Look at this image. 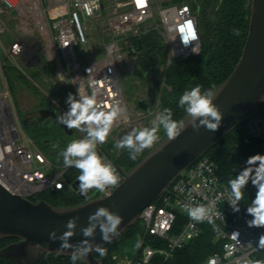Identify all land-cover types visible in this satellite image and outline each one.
<instances>
[{
  "label": "built area",
  "instance_id": "obj_1",
  "mask_svg": "<svg viewBox=\"0 0 264 264\" xmlns=\"http://www.w3.org/2000/svg\"><path fill=\"white\" fill-rule=\"evenodd\" d=\"M0 3V17L14 20L18 29L17 37L5 49L2 35L7 27L0 18V51L5 57L0 58V185L11 195L30 201L47 191L72 189L67 178L72 168L52 164L25 132L3 74L6 62L24 72L23 67L36 64L40 57L39 64L55 65L57 79L68 83L77 98L80 87L87 95L95 90L97 101L105 110L118 103L125 112L114 121L111 137L133 122L121 77L133 71L136 59L131 56L140 55L143 37L150 33L161 37L167 50L168 67L201 52L194 0H0ZM189 25L197 38L185 46L180 34ZM73 130L81 138L86 135ZM251 137L264 140V118L251 119L245 142L249 143ZM97 151L115 166L121 183L126 173L117 167L102 145H98ZM117 187H110L104 193L94 190L89 199L110 197ZM228 194L229 189L221 182L213 161L204 156L193 161L158 200L142 211L139 221L145 235L133 264H159V258L169 260L176 250L200 237V223L211 227L215 240L221 245V250L204 264L258 261L264 249L256 247L259 237L255 227L248 226L250 218L241 204L240 211L233 212L227 203ZM189 203L212 205L220 215L214 216L211 222H194L185 210ZM178 212L185 214L188 220L174 233ZM233 233H238V237L234 238Z\"/></svg>",
  "mask_w": 264,
  "mask_h": 264
},
{
  "label": "trees",
  "instance_id": "obj_2",
  "mask_svg": "<svg viewBox=\"0 0 264 264\" xmlns=\"http://www.w3.org/2000/svg\"><path fill=\"white\" fill-rule=\"evenodd\" d=\"M251 1L194 0L193 5L199 20L201 34V52L186 61H179L167 68L165 67L167 75L162 93L157 87L161 111L164 108L171 109L173 119L184 120L187 114L178 104L179 98L184 91L190 90L197 85L201 86L202 90L208 89L213 85L217 89L229 78L242 56L248 38ZM166 63L167 50L162 43L161 37L157 33H150L143 37L135 74L145 78L147 84L149 80V85H152L154 84L153 79L160 68L166 66ZM10 66V63L4 65L3 71L9 87L15 91L17 88L16 81L23 80V76L16 73ZM45 108L47 107L41 109ZM254 117L264 118V103L258 106L247 119L237 123L203 155L216 164L219 178L228 189V181L239 174V171L245 167L249 157L256 154L264 155L263 139L251 137L249 143L245 142L249 123ZM20 118L23 121L25 115H20ZM24 130H26L27 135L35 142L46 158L58 167H63V160L59 155L60 152L66 148L68 143L81 138L77 132H75L74 136L67 135L63 128L56 125L51 119L43 122H38L34 119L30 121ZM164 137L166 138L167 136L165 135ZM102 148L109 152L108 150H111L113 145L110 142H106L102 145ZM149 152V150L143 151L135 160H132L129 157V150L124 149L120 157L116 158L115 163L120 170L128 173ZM78 175L79 171L72 168L67 177L69 183L73 184ZM254 189L255 187L251 184V181L244 189L245 197L240 204L246 215H248L247 207L254 199ZM31 200L35 203L45 201L58 208L73 207L85 202L70 188L62 191H47ZM249 218L252 219L251 216ZM187 220L185 214L178 212L174 233L180 231L187 223ZM199 225L202 230L200 237L176 250L173 257L169 260L165 261L163 258H159V264H204L211 255L219 252L221 245L215 240L211 227L206 223H200ZM255 233L260 237L261 234H264V228L255 227ZM144 235L145 230L141 221H138L117 241L104 246L107 249L105 256L101 257L95 253V257L101 260L103 264H116L114 256L120 248L132 239L137 240L138 244L141 245ZM14 241L0 240V250ZM160 245L165 247L164 242H161ZM258 261L260 264H264V251L258 255ZM0 264L15 263L0 257ZM37 264H72V261L71 257L45 255ZM77 264L85 263L81 260L77 261Z\"/></svg>",
  "mask_w": 264,
  "mask_h": 264
},
{
  "label": "water",
  "instance_id": "obj_3",
  "mask_svg": "<svg viewBox=\"0 0 264 264\" xmlns=\"http://www.w3.org/2000/svg\"><path fill=\"white\" fill-rule=\"evenodd\" d=\"M40 61L38 57L36 64L27 67L33 68ZM216 90L219 93L214 103L223 113L218 130L208 131L201 127L196 131L188 123L190 118L186 117V129L182 134L171 142L167 137L164 138L135 168L126 173L110 197L89 199L94 190H90L86 196L80 194L77 180L72 184V189L85 202L58 208L45 201L35 203L13 196L0 185V240H15L0 250V257L15 264H37L45 255L71 257L72 250L61 249V241L50 240L49 233L56 231L57 236L61 235L67 230V221L74 217L78 218L77 227L70 243L90 239L94 244L104 247L117 241L138 223L142 211L158 200L189 164L203 156L237 123L251 116L264 103L261 99L264 97V0L251 1L249 34L242 56L229 78ZM157 95V87L149 86L147 99L139 103V108L143 111L153 108ZM58 117L56 109H41L27 113L22 123L27 127L34 119L38 122L51 119L67 135L74 136V130L60 124ZM101 206L122 217L118 235L110 243L101 239L99 228L93 238H86L81 232L82 228L88 226L89 215ZM37 244L39 248L34 247ZM83 262L103 264L95 257V252L90 253Z\"/></svg>",
  "mask_w": 264,
  "mask_h": 264
},
{
  "label": "clouds",
  "instance_id": "obj_4",
  "mask_svg": "<svg viewBox=\"0 0 264 264\" xmlns=\"http://www.w3.org/2000/svg\"><path fill=\"white\" fill-rule=\"evenodd\" d=\"M180 37L185 46L197 38L192 26L181 32ZM92 83L94 84V82ZM218 93L215 85L205 90L197 85L184 91L180 96L178 104L190 118L188 123L194 130L199 131L201 127H204L208 131H216L220 127L223 113L214 103ZM261 99L264 100V97ZM66 103L69 106L68 110L57 118L58 122L70 130L77 129L86 133L82 138L68 143L59 154L65 169L75 168L79 171L76 179L79 181L80 194L86 196L90 190L104 193L110 187L119 186L121 178L117 169L98 153L97 148L98 145L106 143L114 121L125 112V108L117 103L110 110H105V107L97 101L95 90L91 95H87L81 92L80 87L78 98L77 95L69 93ZM185 129V121L173 119L172 110L164 108L155 114L150 127L133 128L117 141L115 146L118 149H128L130 159L135 160L145 149L151 148L159 141L158 133L161 130L171 142L177 139ZM249 181L257 191L255 198L247 207V214L252 217L247 221V224L249 227L264 228V155L256 154L249 157L239 174L228 181L229 199L227 203L233 212L240 211L239 205L244 200V189ZM185 210L189 219L198 223L211 222L214 216L220 215V212L212 205L189 203L185 205ZM101 218L103 219L101 220ZM77 219L76 217L69 219L65 225L67 230L59 236L56 231L50 232L49 239L53 241L59 239L61 249L72 250V264L87 259L92 252L101 257L105 256L107 249L101 244H94L90 239H84L76 244L70 243V239L75 235ZM88 221V226L81 229L82 235L86 238H93L99 228L101 239L110 243L118 235L122 217L109 208L101 206L89 215ZM97 221H99L98 224ZM238 235V233H233L234 238H237ZM34 247L39 248L40 245L37 244ZM256 247L264 249V234L260 235ZM248 264H260V262L249 261Z\"/></svg>",
  "mask_w": 264,
  "mask_h": 264
},
{
  "label": "rangeland",
  "instance_id": "obj_5",
  "mask_svg": "<svg viewBox=\"0 0 264 264\" xmlns=\"http://www.w3.org/2000/svg\"><path fill=\"white\" fill-rule=\"evenodd\" d=\"M3 19L8 22L6 23V33L9 35H15L14 20H8L6 17ZM7 19V20H6ZM18 33V32H17ZM11 41L6 43V46H10ZM1 59H4V55L0 53ZM136 59L135 65L133 67V71L128 74H122V89L128 105L132 110V124L129 127L115 131L111 137L106 142H110L113 145L111 150H108L111 154V157L114 161L116 158L120 157V155L124 152V149H118L115 145L117 141H119L125 134L130 132L133 128L138 127H150L151 121L153 120L155 114L160 112L159 105V93L157 95V104L150 110L143 111L139 108V103L141 101H145L147 99V91L149 86L158 87L160 89V93H162L163 88L165 87L166 75L168 65L160 68L159 72L155 76L154 84H147L145 78H142L135 74V70L138 65L139 56H131ZM9 64V62H6ZM5 64V65H6ZM14 71L21 76H23V80L16 81V92L13 91L10 87V91L13 97L14 104L18 110L20 115H26L29 112L41 110L43 107H47L45 109H56L58 111L59 116L68 110V104L66 103V99L69 93H72L68 88V83L61 82L56 77V68L53 63H45L42 62L37 68H27L23 67L24 72L16 69L12 65L10 66ZM4 77L6 75L3 71ZM2 78V73L0 74ZM149 77V75H148ZM7 81V78H6ZM8 84V81H7ZM160 85V86H159ZM9 86V84H8ZM73 94V93H72ZM25 128V127H24ZM26 131V130H25ZM160 139L157 143H155L151 148L145 149L144 151H151L155 148L165 137V133L160 131L158 133ZM52 163V161H50ZM55 165V163H52ZM56 166V165H55ZM257 189L255 188L253 191V197L255 198ZM144 229V228H143ZM140 253V245L137 240L132 239L126 245H124L114 256V260L116 264H120L121 261H127V264H133L137 259ZM117 257V259H115Z\"/></svg>",
  "mask_w": 264,
  "mask_h": 264
},
{
  "label": "crops",
  "instance_id": "obj_6",
  "mask_svg": "<svg viewBox=\"0 0 264 264\" xmlns=\"http://www.w3.org/2000/svg\"><path fill=\"white\" fill-rule=\"evenodd\" d=\"M2 6V3H0V7ZM3 17H5V16H2V17H0L5 23H7V25L9 24L8 22H6L4 19H3ZM7 20V19H6ZM11 21V20H10ZM14 22V24H15V21H13ZM6 25V26H7ZM14 28H15V32H16V34L15 35H9V34H7V33H5L4 35H2V41H3V45H4V48L5 49H8L10 46H11V44L13 43V41L15 40V38L17 37V35H18V29H17V27H16V25L14 26ZM9 41H11L10 43L11 44H9L10 46H6V43L7 42H9ZM0 53H2L3 55H4V52L3 51H0ZM0 58H1V55H0ZM3 60V59H2ZM40 65V64H39ZM38 65V66H39ZM38 66H35V67H33V68H37ZM30 69H32V68H30ZM0 74H1V71H0Z\"/></svg>",
  "mask_w": 264,
  "mask_h": 264
},
{
  "label": "snow or ice",
  "instance_id": "obj_7",
  "mask_svg": "<svg viewBox=\"0 0 264 264\" xmlns=\"http://www.w3.org/2000/svg\"><path fill=\"white\" fill-rule=\"evenodd\" d=\"M191 25H189L188 27H190Z\"/></svg>",
  "mask_w": 264,
  "mask_h": 264
}]
</instances>
